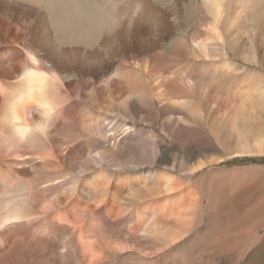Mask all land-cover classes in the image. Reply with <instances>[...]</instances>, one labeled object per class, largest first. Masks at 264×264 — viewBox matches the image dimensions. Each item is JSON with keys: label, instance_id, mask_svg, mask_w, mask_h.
<instances>
[{"label": "bare ground", "instance_id": "bare-ground-1", "mask_svg": "<svg viewBox=\"0 0 264 264\" xmlns=\"http://www.w3.org/2000/svg\"><path fill=\"white\" fill-rule=\"evenodd\" d=\"M160 1L0 0V264H14L20 246L45 264V236L55 230L71 231L79 262L102 264L106 252L138 244L105 238L121 223L171 247L203 208L232 205L235 194L213 182L200 205L198 171L264 154V82L228 57L264 66V0H199L202 34L179 36L169 49L173 22ZM181 58L185 74L174 62ZM171 107L195 123L171 131L181 178L161 166L114 171L130 161L137 128L129 114ZM78 139L84 159L67 167ZM210 148L223 154H206ZM163 151L178 161L174 147ZM253 224L226 223L212 248L231 250ZM26 228L34 233L25 236Z\"/></svg>", "mask_w": 264, "mask_h": 264}, {"label": "rangeland", "instance_id": "rangeland-1", "mask_svg": "<svg viewBox=\"0 0 264 264\" xmlns=\"http://www.w3.org/2000/svg\"><path fill=\"white\" fill-rule=\"evenodd\" d=\"M198 2L199 0H162L159 2V5L169 13V18L171 22H173V29L170 30L169 38L166 40V47L163 48H171V44H173L174 40L179 36L190 38L194 35L202 34V29H200V24L198 22L200 14L195 8V5L198 6ZM237 34L241 36V38H239L241 43L246 42L247 37L243 34L241 27L237 31ZM228 57L233 60L234 63L243 67L242 69L246 67L247 69L249 68L250 70L258 72V75L262 77L260 80L264 82V66L260 65V63L257 65L255 60L254 62L250 61L246 56L242 57L238 55L234 58L231 53H229ZM159 59L160 61H167V58L164 56ZM180 61H184V59H175L174 62L177 66L183 67L182 72L185 74L187 66L184 67ZM180 111L186 110L183 107H171L157 109L154 115H150L146 112H140L138 114L130 113L129 120L132 118L134 119L133 121L136 120L135 128H137L135 137L130 139L129 142V144L132 145L129 147L130 151L128 152L130 161L127 164L122 165L121 169L119 167H114L113 170H117V172L120 171L119 173L133 174L136 172L139 173L142 168L145 167L160 168L161 166L162 169H167L171 174L181 178L178 169L173 166L175 164L177 167L179 166V160L182 158V149L173 140L171 131L182 129L183 126L193 127L195 123L184 119V115L180 113ZM121 136H123V134ZM81 141V139H78L71 144V147L74 149L67 154V167L84 159L82 152H79ZM165 143L172 148L174 147L175 151L179 153L178 161H175L173 155L165 157V154L163 153ZM205 152L206 154H214L215 156L223 154V151L219 150V148H210ZM263 168L264 154H242L239 156H229L211 168L207 167L205 170L198 171L197 175H199L196 177V181L198 182L196 183L195 181V185H198V191L201 193L199 196L200 205H205L206 202L203 191L208 189L209 182H213L220 185V190L223 189L224 191L235 194L230 207L221 208L219 211H213L212 207L203 208V210H205L204 216H201L202 218H196L198 222H195L192 231L171 247L157 244L150 236L135 237L130 235V231L128 232L127 229L130 230L133 223L131 225L121 223L120 225H115L113 227L110 226L105 232V238L110 237L114 241H124L130 245L138 244L134 245L135 248L126 249L121 252H113V254L106 252L104 255L105 260L102 264H264ZM124 207L122 210L125 211V216L131 214L133 210ZM215 212L217 213L215 214ZM209 213L210 215L207 217L206 214L208 215ZM83 214L88 218L90 213L84 212ZM241 215L243 217H241ZM211 219L214 220L212 221ZM235 220L239 221L236 222ZM215 221L216 225L214 224ZM226 223H254V235L249 234L248 236L250 237L247 235L244 236V234H241V236L239 235L240 238L235 239V241L230 244L231 250H225L224 247L217 250L219 244H215L212 248L216 239H218L220 235H222L221 238L224 237L223 234L227 227ZM245 225L246 224H243V227ZM29 233L32 235L34 233V228H32L30 232L26 228V233L24 235H29ZM95 235L96 237L94 236V238L98 239L97 234ZM45 237L48 241V247L45 249L44 256H42V252L40 255L41 260H44L45 264H83L81 260L80 262L78 261L77 254L75 253V245H71L70 243V240L73 237L71 231L55 230ZM143 246L147 247L148 250H145L146 248ZM20 258H22L27 264H33L34 262L38 264L37 261H39L37 260L39 258L35 257L30 249L28 253L27 249L22 248L21 246L16 254L14 264H20Z\"/></svg>", "mask_w": 264, "mask_h": 264}]
</instances>
